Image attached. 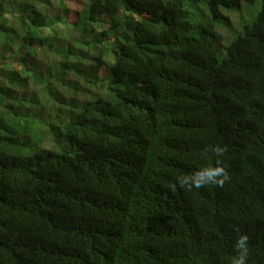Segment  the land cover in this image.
Instances as JSON below:
<instances>
[{
  "label": "trees",
  "instance_id": "obj_1",
  "mask_svg": "<svg viewBox=\"0 0 264 264\" xmlns=\"http://www.w3.org/2000/svg\"><path fill=\"white\" fill-rule=\"evenodd\" d=\"M69 1L0 0V264H264V0Z\"/></svg>",
  "mask_w": 264,
  "mask_h": 264
},
{
  "label": "rangeland",
  "instance_id": "obj_2",
  "mask_svg": "<svg viewBox=\"0 0 264 264\" xmlns=\"http://www.w3.org/2000/svg\"><path fill=\"white\" fill-rule=\"evenodd\" d=\"M66 1V5H68V6H72V7H75L73 4H72V2L71 1H69V0H65ZM257 5L258 4V11H257V13L254 15V17H256V15L258 14V12L261 10V6H262V1L261 0H257L256 1V3H251V4H244L243 5V7L245 6V5H247V6H253V5ZM196 6H198V5H194V6H192V5H188L187 7H189V11L191 12V13H194V10H195V7ZM242 7V8H243ZM201 8H205L204 6H201ZM245 8H246V6L243 8V9H241V11H242V14H241V11H240V9L239 10H234V11H224L225 12V14H226V16H229V17H231L230 18V22H229V24H227L226 26H227V30H232V32H233V34L231 35V37H230V39L228 40V34H227V32L225 31V30H223V27H222V25L223 24H220L218 27H217V31L220 33V34H222V35H225L226 36V42L223 40V42H222V44L224 45V48H221V44H219V43H217V41L216 40H214L212 37H205V34L204 33H202V30L200 29V28H195V30H194V35H196L197 37H200V36H202V38L203 39H205V40H207V41H209L210 43H211V45L218 51V53H219V55L221 56V57H223L224 55H225V53H226V49H225V47L229 44V42L233 39V37H234V35H237L238 33H240L241 31H242V27H243V25L244 24H246V23H250L252 20H254V19H252L249 15H248V13H247V11L245 10ZM208 10V9H207ZM232 19V20H231ZM232 21H233V23H234V25H232ZM109 28V25L105 22H103V23H101V25H100V27H99V30L100 31H105V30H107ZM235 29V30H233V29ZM34 61H36V58H34V59H32V61H31V63H30V65H31V67L33 66V62ZM8 69H16L17 71H20L21 70V66H18V65H9V66H6ZM108 76H109V72H108V69H104L102 72H101V75H100V77H99V79L100 80H102V81H106L107 82V78H108ZM31 88H33V89H40V86L39 85H37L35 82H33V84L31 85ZM64 143V142H63ZM66 143H67V146H68V149H65L64 151H67V152H69V153H71V154H75V151L76 150H78V148H76V147H72L69 143H68V141H66ZM58 150L59 151H62L61 150V147H60V145H58Z\"/></svg>",
  "mask_w": 264,
  "mask_h": 264
},
{
  "label": "clouds",
  "instance_id": "obj_3",
  "mask_svg": "<svg viewBox=\"0 0 264 264\" xmlns=\"http://www.w3.org/2000/svg\"><path fill=\"white\" fill-rule=\"evenodd\" d=\"M219 156H223L226 148L216 146L212 149ZM230 179L227 171L222 167H208L201 169L194 177H186L180 181L181 186L194 184L199 188L203 184L211 183L223 187L224 183ZM236 255L232 258V264H248L249 246L248 237L241 236L235 244Z\"/></svg>",
  "mask_w": 264,
  "mask_h": 264
}]
</instances>
